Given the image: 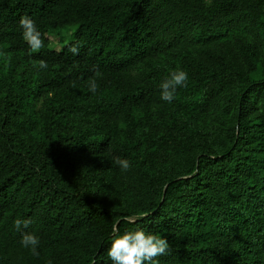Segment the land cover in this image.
<instances>
[{"label":"trees","instance_id":"trees-1","mask_svg":"<svg viewBox=\"0 0 264 264\" xmlns=\"http://www.w3.org/2000/svg\"><path fill=\"white\" fill-rule=\"evenodd\" d=\"M114 224L162 233L160 264H264V0H0V264H111Z\"/></svg>","mask_w":264,"mask_h":264},{"label":"clouds","instance_id":"clouds-1","mask_svg":"<svg viewBox=\"0 0 264 264\" xmlns=\"http://www.w3.org/2000/svg\"><path fill=\"white\" fill-rule=\"evenodd\" d=\"M18 30L22 40L26 43L31 53H37L44 47L41 33L38 30L37 22L25 15L18 21ZM73 55L78 54L79 48L71 45L68 49ZM45 60H40L38 64H33L37 70L48 68ZM189 74L183 69L170 71L159 83L160 99L167 103H172L176 98L178 88L187 87ZM98 90L96 80L88 83V91L93 95ZM111 163L123 172L131 168V162L126 158L116 156ZM31 223L28 218H18L14 221V228L20 233V245L30 250L38 256L40 239L37 235L24 231ZM170 245L162 233L145 230L144 228L126 230L123 233L117 225L112 227V235L107 246L106 256L111 264H160L158 257L168 254Z\"/></svg>","mask_w":264,"mask_h":264},{"label":"rangeland","instance_id":"rangeland-1","mask_svg":"<svg viewBox=\"0 0 264 264\" xmlns=\"http://www.w3.org/2000/svg\"><path fill=\"white\" fill-rule=\"evenodd\" d=\"M50 41H51V46L52 48H54L55 50H60L61 47L68 43V41H64L63 39H61L58 35L55 34H50L49 35Z\"/></svg>","mask_w":264,"mask_h":264}]
</instances>
